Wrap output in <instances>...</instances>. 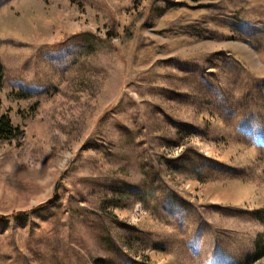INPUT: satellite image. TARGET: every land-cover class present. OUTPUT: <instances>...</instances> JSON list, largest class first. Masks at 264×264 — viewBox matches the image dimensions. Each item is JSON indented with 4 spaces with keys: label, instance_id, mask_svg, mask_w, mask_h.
<instances>
[{
    "label": "rangeland",
    "instance_id": "374dc122",
    "mask_svg": "<svg viewBox=\"0 0 264 264\" xmlns=\"http://www.w3.org/2000/svg\"><path fill=\"white\" fill-rule=\"evenodd\" d=\"M0 264H264V0H0Z\"/></svg>",
    "mask_w": 264,
    "mask_h": 264
},
{
    "label": "trees",
    "instance_id": "16d2710c",
    "mask_svg": "<svg viewBox=\"0 0 264 264\" xmlns=\"http://www.w3.org/2000/svg\"><path fill=\"white\" fill-rule=\"evenodd\" d=\"M19 130L14 128L7 117L2 116L0 118V138H5L6 136H14ZM20 133V132H19Z\"/></svg>",
    "mask_w": 264,
    "mask_h": 264
}]
</instances>
